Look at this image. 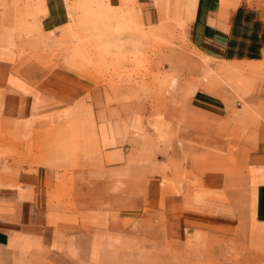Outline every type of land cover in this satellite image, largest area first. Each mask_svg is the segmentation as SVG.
<instances>
[{"label":"crops","instance_id":"crops-1","mask_svg":"<svg viewBox=\"0 0 264 264\" xmlns=\"http://www.w3.org/2000/svg\"><path fill=\"white\" fill-rule=\"evenodd\" d=\"M107 4L131 12L147 40L176 46L164 153L179 175L192 161L203 171L170 191L131 162L145 120L131 87L65 66L82 37L73 0H0V264H134V249L188 237L264 249V96L202 85L203 57L264 65V0Z\"/></svg>","mask_w":264,"mask_h":264},{"label":"rangeland","instance_id":"rangeland-1","mask_svg":"<svg viewBox=\"0 0 264 264\" xmlns=\"http://www.w3.org/2000/svg\"><path fill=\"white\" fill-rule=\"evenodd\" d=\"M71 7L82 37L65 51V66L91 84L131 87L132 111L145 119L134 129L131 162L138 168L149 167V181L160 178L163 188L170 191L174 180L188 181L201 173L202 168L192 161L179 175L178 164L170 163L164 153L171 136L161 121V111L172 79L169 55L176 46L147 40L132 13L110 8L107 0H73ZM202 59L208 65L202 78L206 88H220L242 98L247 94L264 96V65L243 72ZM136 174L142 178L141 172ZM146 247L134 249V264H264V249L254 250L221 236L205 238L196 245L188 237L174 249L150 242Z\"/></svg>","mask_w":264,"mask_h":264}]
</instances>
